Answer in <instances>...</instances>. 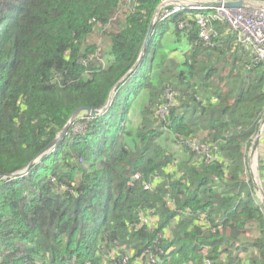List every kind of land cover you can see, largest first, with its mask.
<instances>
[{
	"label": "trees",
	"instance_id": "trees-1",
	"mask_svg": "<svg viewBox=\"0 0 264 264\" xmlns=\"http://www.w3.org/2000/svg\"><path fill=\"white\" fill-rule=\"evenodd\" d=\"M125 1L0 0V176L113 94L0 179V264H264L245 179L264 60L224 22L203 39L198 11L155 23L142 55L163 0Z\"/></svg>",
	"mask_w": 264,
	"mask_h": 264
},
{
	"label": "built area",
	"instance_id": "built-area-1",
	"mask_svg": "<svg viewBox=\"0 0 264 264\" xmlns=\"http://www.w3.org/2000/svg\"><path fill=\"white\" fill-rule=\"evenodd\" d=\"M215 3L221 5L215 7ZM227 3L241 5L227 6ZM188 11H198L196 16L202 26L200 36L203 39L212 35V21L224 22L235 32L238 43L249 47L257 60H264V0H163L153 19L155 23L163 22ZM180 27L184 24L180 23ZM172 102L169 100L164 106L166 112L167 105Z\"/></svg>",
	"mask_w": 264,
	"mask_h": 264
},
{
	"label": "rangeland",
	"instance_id": "rangeland-1",
	"mask_svg": "<svg viewBox=\"0 0 264 264\" xmlns=\"http://www.w3.org/2000/svg\"><path fill=\"white\" fill-rule=\"evenodd\" d=\"M131 1L132 0H126L125 5L131 4ZM127 9H128L127 6H123L121 8V10L117 13V17H120L122 15L123 11H125ZM105 29H108L111 31L112 26H108ZM109 42H110V39L108 38V36H106L105 33L103 34L102 30H99V29H96L94 34L89 37V43H98L101 47H103V49H106V51L109 50V47L106 46V44L109 45ZM188 49H189V46H187V45H185V47L183 48L184 51H187ZM101 52H102L101 55L104 56L103 51H101ZM103 60H105V58L100 59L99 60L100 63H103V64L106 63ZM171 90H172L171 85H167L166 90L164 92L165 102H168L170 100ZM141 108H142V106L140 104L137 107V109H134L130 114L133 119H136V121L139 118L140 111H141L139 109H141ZM159 114L161 116L166 115V107L161 108L159 110ZM89 116H91V115H89ZM259 130H261V141H260V144L258 145V149L254 153H251V147H252V144H251V146L246 151L248 171L245 174V179L248 180L253 185V187L255 188V193H256L257 198L259 200L258 204H260L264 210V118L260 122ZM256 136L254 137V139L256 138ZM254 139H253V141H254ZM253 141H252V143H253ZM259 226H261V225H259L258 220H255L254 222H252V224L249 226L246 241H249V243H250L253 240H257L259 238V236H260ZM242 256H243V258H245V255H242Z\"/></svg>",
	"mask_w": 264,
	"mask_h": 264
},
{
	"label": "water",
	"instance_id": "water-1",
	"mask_svg": "<svg viewBox=\"0 0 264 264\" xmlns=\"http://www.w3.org/2000/svg\"><path fill=\"white\" fill-rule=\"evenodd\" d=\"M220 5H221L220 3L213 4V6H215V7H219ZM226 5L227 6H233V5H238L239 6V5H241V3H227ZM154 28H155V22H154V20H152V23L150 25V28H149L147 36H146V40H145V43H144L142 55H143V53H144V51H145V49H146V47H147V45L149 43V40H150V38L152 36ZM142 55L140 56V59L142 58ZM112 100H113V94L111 93L107 104L102 109H92L90 107H82V108H79V109L75 110L70 115V117L67 120L66 124L63 126L61 131L58 133V135L54 139V141L44 151H42L40 154H38L22 171L15 172V173L9 174L7 176L1 175L0 179L1 178H5V177H12V176L20 175V174H23V173L29 171V169L36 162H38L46 153L50 152L60 142V140L68 132L69 128L74 123V121L80 116V114L87 113L88 115H91L92 117H95V116L103 113L107 109V107L111 104ZM260 141H261V130H259L256 138L254 139V141L252 143L251 153H254L258 149V145L260 144Z\"/></svg>",
	"mask_w": 264,
	"mask_h": 264
}]
</instances>
